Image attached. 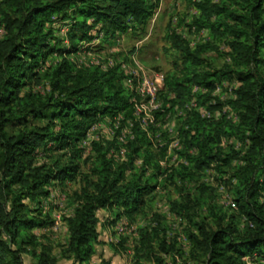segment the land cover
Instances as JSON below:
<instances>
[{"label":"trees","instance_id":"trees-1","mask_svg":"<svg viewBox=\"0 0 264 264\" xmlns=\"http://www.w3.org/2000/svg\"><path fill=\"white\" fill-rule=\"evenodd\" d=\"M156 5L157 0H0L4 28L0 36V264H25L22 254L26 252L31 253L33 264H57L47 246L36 251L30 231L49 223L38 206L40 197L47 195L46 186L51 181L75 179L81 164L86 169L83 186L72 213L64 218L68 234L60 250V256L73 264L90 263L99 236V209L118 206L122 210L116 217L125 214L132 218L153 199L161 167L149 149H142L147 139L140 127H135L125 153L110 152L118 148L115 141L95 139L93 156L80 160V142L98 114L124 113L131 118L134 112L118 66L79 68L66 54L76 51L78 42L91 40L93 29L107 38L128 27L144 28ZM196 5L200 14L193 23L213 34L219 28L228 34L232 62L224 65L219 77L236 72L239 83L229 103L237 119L225 128L221 120H207L194 112L180 126L187 160L159 182L170 181L183 191L181 199L170 200L169 206L184 223L191 263L264 264V0H231V4L201 0ZM52 16L70 20V48L51 42L55 31L46 22ZM172 40L185 63L199 62L179 35L174 34ZM52 52L59 58L44 68L43 62ZM42 77L47 91L28 88L22 92L31 79L40 82ZM213 82L194 73L181 80L168 77L165 86L175 95L172 103L182 104L190 95L191 84L212 87ZM201 91L200 105L211 112L219 107L216 97L213 100ZM30 118L45 122L30 124ZM230 133L238 134L241 142L231 148L232 154H226L219 142ZM50 150H60L59 158L67 160L56 159L51 165L38 162V156ZM139 156L142 164L137 167ZM233 159L237 165L232 174L235 211L228 217L219 214L216 222L192 214L193 208L208 203L212 193L200 185L199 194L191 195L201 171L215 166L225 172L223 168ZM147 166L153 168L148 175ZM167 229L162 221L140 231L141 246H153L152 240H158L159 249L153 256L157 264H168L159 252L181 254ZM134 264L142 262L137 258ZM171 264L182 262L173 257Z\"/></svg>","mask_w":264,"mask_h":264},{"label":"rangeland","instance_id":"rangeland-1","mask_svg":"<svg viewBox=\"0 0 264 264\" xmlns=\"http://www.w3.org/2000/svg\"><path fill=\"white\" fill-rule=\"evenodd\" d=\"M200 1L157 0V5L153 8V13L144 28L128 27L124 31H116L114 37L108 36L107 38L105 34L104 37L98 38L97 31L93 29L91 30V34H93L91 40L78 42L77 50L66 54L79 68H88L92 58L100 59L112 56L116 62L115 66H118L122 71V84L130 96L135 94L133 89L140 78L146 77L149 81H157L160 84L152 101L145 95H134L140 111L133 113L132 119L125 117L124 113H119L124 119H130L134 122L133 137L120 142L117 139L119 128H115L113 133L109 130L114 115L108 114H98L85 131V134L90 132L92 136H96L97 142L102 139L115 141L118 148H111L110 151L115 154L119 151L121 153L126 152L128 141L135 136V127H140L147 139L144 141L142 149H149L161 167V175L157 176L158 181H156L153 190V199L134 217H127L125 214L116 217V213L122 210L118 206L101 208L96 212L99 236L98 241L93 244L95 251L89 264H134L137 258L142 264H157L153 256L154 252L159 249L158 240L154 238L152 240L153 246L145 245L143 247L140 245V231L162 221L168 225L167 234L170 239H176V248L180 250L181 254L174 256L172 253L159 252L158 255L162 256L164 262L168 264H171L173 257L179 263L193 264L187 259L190 245L183 229L184 223H180L179 217L169 206L170 200L181 199L183 191L180 187H175L170 181L160 183L159 180L173 167L184 163L182 162L183 159L187 160L184 154L186 151H183L184 149L182 150L181 147L180 126L188 117H193L194 112L207 120H221L225 128H229V122L236 121V111L231 107L229 101L234 98V90L239 83L236 72H233L231 76L219 77L224 65L232 62L230 49L227 45L229 40L227 32L223 28H219L218 32L213 34L209 29L198 27L192 22L193 18L200 14L196 5ZM210 2L231 4V0H210ZM46 26L55 31V38L51 40L52 43L58 47L70 48L68 40L69 19L51 17L46 22ZM174 34L179 35L190 50L197 55L198 63L189 65L184 62L181 51L174 46L172 40ZM58 58L56 52L47 54L43 62L44 68L52 65ZM136 62L142 68H139ZM122 63L127 64L135 74L132 80V88L127 85L128 82H124L125 74L121 68ZM40 65L37 69L40 68ZM43 73L40 71L39 75L42 76ZM194 73L202 75V77L208 76L209 80L214 81L212 87L193 83L191 87L189 86L191 89L189 97L182 104L177 102L173 104L175 95L168 91L165 86L166 78L181 80L191 77ZM44 80L43 77L40 82L31 79L23 87L22 92L28 88L40 92L47 91L49 87ZM200 90L209 94L213 100L216 97V103L218 102L216 106L219 107L212 111L210 117L202 114L208 109L205 107L206 105L199 104L203 100L198 96ZM132 108H134L133 104ZM115 115L117 116V114ZM143 119L146 120L145 127L140 125V121L142 122ZM27 122L43 124L45 120L38 121L30 118ZM120 122L122 125L124 121L121 120ZM240 142L241 139L238 134L230 133V136L221 137L219 146L223 148L224 153L232 154L231 148H235ZM60 152V150H50L44 155L40 154L38 162L45 161L47 165H51L56 159H59L60 162L66 161L65 157L59 158ZM93 154L94 145H91L88 152L85 153L82 150L80 160L82 161L87 156H93ZM234 162L235 159L231 161L230 165L223 168L225 172L219 171L215 166L201 171V176L194 185L197 186L191 190V195L194 197L199 194L200 185L211 189L212 193L208 203L197 209L193 208L192 214H203L210 221L216 222L219 214L226 213L228 217L235 211L231 205L234 201L232 174L237 169ZM135 164L137 167L142 164L141 156L135 159ZM146 170V175H148L153 171V168L147 166ZM85 172V166L81 164L80 172L75 179L63 182L51 181L46 186L47 195L40 197L38 206L42 210L41 216L43 219H48L49 223L33 228L30 234L34 235L33 244L36 251H39L41 246H47L50 253L57 257V264H73L72 260L60 256L61 246L68 234V227L64 218L72 213L77 204V196L83 186L81 178ZM204 194L206 196L207 192ZM30 206L34 207V204L30 203ZM122 221L126 228L122 233H117L115 225ZM22 256L25 264L34 263L30 252L23 253ZM245 258L250 259L248 255Z\"/></svg>","mask_w":264,"mask_h":264},{"label":"built area","instance_id":"built-area-1","mask_svg":"<svg viewBox=\"0 0 264 264\" xmlns=\"http://www.w3.org/2000/svg\"><path fill=\"white\" fill-rule=\"evenodd\" d=\"M52 18L55 19V18H57V16H52ZM205 31L207 32V30H205ZM3 33H4V28H3V26L0 25V36ZM102 37H104V33L103 32L98 33V38H102ZM90 64L98 66L101 69H108L110 67L115 66L116 62L112 56H106V57H102L100 59L99 58L98 59L92 58ZM136 65H138L137 62H136ZM138 67L142 68L140 65H138ZM121 68L125 74L124 82L125 83L128 82L127 85H129L132 88L133 87L132 86V80H133V77L135 74H133V72L130 70V67L125 63L121 64ZM159 87H160V84L157 81H154V82L149 81L146 77H143L137 81V85L133 89V92L135 93L134 95H145V96H147V98L151 99V101H152L154 99L156 92L158 91ZM134 95L131 96V103L134 106L133 112L139 113L140 110L137 107L138 104H137V101H136V98ZM211 113L212 112L210 110H207V112H203L202 114L206 115L207 117H210ZM113 117H114V120L112 121L111 126H109L110 132L113 133L114 129L118 127L119 132L117 133V139L120 142H124L127 138L133 137L134 122L130 119H124V117L121 114H117V116L114 115ZM121 120L124 121L122 125L120 122ZM145 124H146L145 119H143L142 122L140 121V125L142 127H145ZM95 139H96V136H92L90 134V132H86L84 138L80 142V145L83 148V152L86 153L89 151L90 146L92 145V142ZM182 162H186V160L183 159ZM125 228H126V225L124 224L123 221L121 223H117L115 225V229H116L117 233H122Z\"/></svg>","mask_w":264,"mask_h":264}]
</instances>
